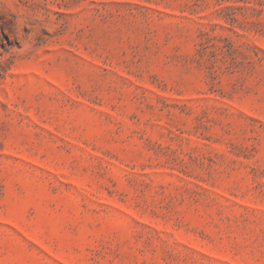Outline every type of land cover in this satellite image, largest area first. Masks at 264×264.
Instances as JSON below:
<instances>
[{
  "label": "rangeland",
  "instance_id": "374dc122",
  "mask_svg": "<svg viewBox=\"0 0 264 264\" xmlns=\"http://www.w3.org/2000/svg\"><path fill=\"white\" fill-rule=\"evenodd\" d=\"M0 264H264V0H0Z\"/></svg>",
  "mask_w": 264,
  "mask_h": 264
}]
</instances>
